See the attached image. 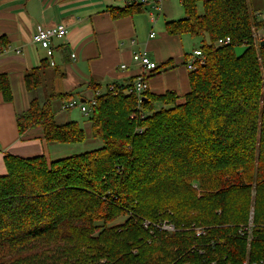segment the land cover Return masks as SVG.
<instances>
[{
	"label": "trees",
	"instance_id": "1",
	"mask_svg": "<svg viewBox=\"0 0 264 264\" xmlns=\"http://www.w3.org/2000/svg\"><path fill=\"white\" fill-rule=\"evenodd\" d=\"M179 2L185 17L166 21L165 32L203 39L184 96L147 90L139 98L128 92L134 80L48 95L47 60L25 74L21 140L39 131L47 146L85 142L78 121L56 122L59 99L64 111L79 108L65 109L70 101L88 109L101 146L56 160L5 155L0 264H264V47L255 37L264 19L248 0ZM145 8L108 13L120 20ZM225 38L230 44L216 45ZM242 46L250 49L238 59ZM0 94L13 102L6 74Z\"/></svg>",
	"mask_w": 264,
	"mask_h": 264
},
{
	"label": "crops",
	"instance_id": "2",
	"mask_svg": "<svg viewBox=\"0 0 264 264\" xmlns=\"http://www.w3.org/2000/svg\"><path fill=\"white\" fill-rule=\"evenodd\" d=\"M127 3V0H0V75L9 77L13 93L12 103L4 102L0 94V177L7 174L6 154L22 158L45 155L51 159L39 131H32L27 140H21L16 126V115L26 111L31 100L24 76L40 67L44 60L50 66L47 77L57 86V93L68 94L91 81L101 84L104 91L113 84L135 82L143 70L133 61V55L147 51L158 66L168 63V68L146 75L151 76L150 92L161 95L174 91L179 96L189 92L187 65L196 59L194 52L200 48L185 51L184 36L170 37L165 30L159 37L151 38L158 15L156 23L149 17L152 29L145 41L139 43L146 13L120 20H113L108 13L111 7L125 9ZM59 24L66 26L68 36L53 41L54 55L49 59L33 38L39 25ZM51 62L55 65L51 66ZM124 64L127 69L121 70Z\"/></svg>",
	"mask_w": 264,
	"mask_h": 264
},
{
	"label": "rangeland",
	"instance_id": "3",
	"mask_svg": "<svg viewBox=\"0 0 264 264\" xmlns=\"http://www.w3.org/2000/svg\"><path fill=\"white\" fill-rule=\"evenodd\" d=\"M249 11L250 14L256 16L258 19L264 18V0H248ZM161 7L163 12L156 11L153 9L152 5H149L143 16V28L139 32L138 42L144 40L147 37L149 30L152 29V24L149 22L150 13H154L156 16L158 15L157 23L153 24V32L157 37L160 36V33L164 32V25L166 21L172 20H180L185 17V12L182 6L180 5L179 0H162ZM199 12H202V6L199 7ZM152 31V30H151ZM257 36V43L261 42L264 38L261 34L255 35ZM145 41V40H144ZM184 49L185 51L189 50L192 52L195 48H201L203 45V39L201 38H192L189 35L184 36ZM208 42V40H206ZM56 42V41H55ZM209 43V42H208ZM193 55V54H192ZM46 88L48 95L53 92L57 93V86L49 80L46 79ZM106 89V88H104ZM103 89V90H104ZM88 98H91V92H87L85 94ZM53 110L56 114V122L60 125L68 122V121H78L82 128L87 133V139L82 144H73V145H58L52 144L49 145V155L52 160L66 158L69 156L81 154L84 152H88L94 149H97L101 146V143L98 140H94L92 138V129L91 124L87 121V117L84 113L81 112L80 108H74L70 112L64 111L61 109V101L59 99L55 100L53 103ZM252 215V214H251ZM252 224V220L249 225ZM253 231V230H252ZM252 231L248 234L249 238H247V247H251V240L254 237Z\"/></svg>",
	"mask_w": 264,
	"mask_h": 264
},
{
	"label": "built area",
	"instance_id": "4",
	"mask_svg": "<svg viewBox=\"0 0 264 264\" xmlns=\"http://www.w3.org/2000/svg\"><path fill=\"white\" fill-rule=\"evenodd\" d=\"M127 1L128 4L134 3L137 5H145V6L152 5L153 9H155L156 11L163 12V9L161 7L162 0H127ZM150 19L153 23H156L157 18L154 13H150ZM259 34L264 36V32H258L255 35H259ZM67 36H68V29L66 28L65 25L59 24L51 27H45L39 25L37 27V32L33 38V42L39 45L40 48L45 51L47 58L52 59L54 55V49L52 46L53 41L56 39L57 40L65 39ZM154 36L155 34L153 33L151 34L150 37L154 38ZM230 42H231L230 38L220 39L216 43V45L221 47L230 44ZM194 56L196 59L201 58L202 57L201 51L200 50L195 51ZM72 57L75 58V55H73ZM195 60L189 62V64L187 65L189 71L195 70V63H194ZM133 61L142 68L143 73L136 79L134 85L128 90V92L129 94L134 93L140 98L147 90H149V85L146 75L157 68V63L151 61L147 51L141 53H134ZM54 65L55 64L51 62V66ZM126 69L127 66L125 64L121 66V70H126ZM110 90H113V86L110 87ZM75 106H79L82 113L88 114V109L82 104H78L76 101L68 102L65 106V109L74 108ZM164 229L169 231H174V228L172 226L165 225Z\"/></svg>",
	"mask_w": 264,
	"mask_h": 264
},
{
	"label": "water",
	"instance_id": "5",
	"mask_svg": "<svg viewBox=\"0 0 264 264\" xmlns=\"http://www.w3.org/2000/svg\"><path fill=\"white\" fill-rule=\"evenodd\" d=\"M261 47H264V38L261 41ZM249 49H250L249 46L236 47L235 50H234L235 54H236V57L238 59L242 58Z\"/></svg>",
	"mask_w": 264,
	"mask_h": 264
}]
</instances>
